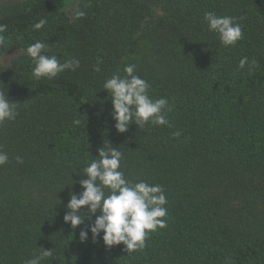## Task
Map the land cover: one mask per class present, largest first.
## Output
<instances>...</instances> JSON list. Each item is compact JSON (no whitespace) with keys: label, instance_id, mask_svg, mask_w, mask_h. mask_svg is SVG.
Here are the masks:
<instances>
[{"label":"trees","instance_id":"obj_1","mask_svg":"<svg viewBox=\"0 0 264 264\" xmlns=\"http://www.w3.org/2000/svg\"><path fill=\"white\" fill-rule=\"evenodd\" d=\"M209 11L234 17L243 38L223 46L207 29ZM40 18L47 23L34 30ZM0 24L10 42L0 84L18 103L16 119L0 123L9 156L0 166V264L42 250L52 255L40 264H264V0H18L0 4ZM37 40L79 67L34 79L25 49ZM128 64L151 98L168 99L170 126L116 130L103 84ZM108 145L121 151L126 179L160 184L167 198V227L133 252L90 232L81 242L95 216L75 229L63 221L83 168Z\"/></svg>","mask_w":264,"mask_h":264},{"label":"clouds","instance_id":"obj_2","mask_svg":"<svg viewBox=\"0 0 264 264\" xmlns=\"http://www.w3.org/2000/svg\"><path fill=\"white\" fill-rule=\"evenodd\" d=\"M84 15L82 11L76 13L77 18ZM204 21L208 31L215 33L225 47L233 46L243 38L241 26L234 17L218 16L209 11L204 14ZM46 23L45 18H40L32 27L39 31ZM6 31L7 25L0 24V49L9 46L8 37L3 35ZM47 48L45 41L37 40L25 49L34 64L31 72L34 79L55 78L65 70L75 71L79 67L78 59L61 62L55 55H47ZM246 64H249L248 58H241L238 70L244 69ZM254 65L255 61H252L249 70ZM123 72V76L114 73L103 84V89L110 94L112 119L115 121L116 130L123 133L132 123L139 128L145 124L170 126L167 118L171 111L168 99L150 97V85L136 74L135 64L126 65ZM17 108L18 103L7 99V89L0 84V123L15 120L18 115ZM73 123L79 125L80 120L74 119ZM173 135L179 136L180 132H174ZM121 159L122 153L117 148L108 145L107 149H98V155L87 162L82 170L86 179L77 181L83 190L80 193H69L70 198L66 205L68 211L63 216V221L75 229L86 219L91 221L95 216L88 229L81 230V242L88 238L90 232L93 240L100 237L107 248L123 244L126 252H133L144 247L149 233L167 227V198L160 184H149L145 181L133 183L126 179L124 172L120 170ZM8 161V153L0 150V166ZM16 161L23 162L19 156ZM85 206L87 216L81 211ZM97 212L99 215H96ZM51 255V250H42L39 255H33L25 261V264H40L44 257Z\"/></svg>","mask_w":264,"mask_h":264},{"label":"rangeland","instance_id":"obj_3","mask_svg":"<svg viewBox=\"0 0 264 264\" xmlns=\"http://www.w3.org/2000/svg\"><path fill=\"white\" fill-rule=\"evenodd\" d=\"M13 1H18V0H0V4L10 3ZM74 9H75V5H73V4L70 5V9H69L68 13L71 15ZM15 53H16V51L6 53L5 56H3V58L1 59L2 64L8 63L10 61V59L14 56Z\"/></svg>","mask_w":264,"mask_h":264}]
</instances>
